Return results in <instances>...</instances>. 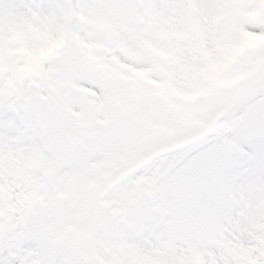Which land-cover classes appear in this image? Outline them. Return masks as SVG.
I'll use <instances>...</instances> for the list:
<instances>
[{
	"label": "snow or ice",
	"instance_id": "obj_1",
	"mask_svg": "<svg viewBox=\"0 0 264 264\" xmlns=\"http://www.w3.org/2000/svg\"><path fill=\"white\" fill-rule=\"evenodd\" d=\"M0 264H264V0H0Z\"/></svg>",
	"mask_w": 264,
	"mask_h": 264
}]
</instances>
